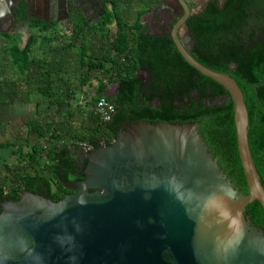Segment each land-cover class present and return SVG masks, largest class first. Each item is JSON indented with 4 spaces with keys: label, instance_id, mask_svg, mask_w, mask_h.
I'll return each instance as SVG.
<instances>
[{
    "label": "water",
    "instance_id": "obj_1",
    "mask_svg": "<svg viewBox=\"0 0 264 264\" xmlns=\"http://www.w3.org/2000/svg\"><path fill=\"white\" fill-rule=\"evenodd\" d=\"M180 2L187 11L172 39L190 66L230 94L249 194L218 164L197 123L125 124L107 146L69 149L84 174L68 186L75 194L53 202L23 190L19 201L0 202V264H264V231L246 215L255 201L264 209V185L244 94L191 55L188 27L186 40L178 34L189 17Z\"/></svg>",
    "mask_w": 264,
    "mask_h": 264
},
{
    "label": "trees",
    "instance_id": "obj_2",
    "mask_svg": "<svg viewBox=\"0 0 264 264\" xmlns=\"http://www.w3.org/2000/svg\"><path fill=\"white\" fill-rule=\"evenodd\" d=\"M103 1L98 23L78 11L68 21L55 24L31 18L24 3L17 5L16 23H26L43 33H58L68 41V50L79 48L84 56L80 58L81 86L90 82L93 73L102 78L97 80L79 128L57 127L37 112L25 124V137L18 135L13 142L0 144V148L11 149L23 164L22 172L11 171L9 185L0 184V202L19 201L23 190L61 201L69 193L67 183L84 179L76 172L75 157L69 150L72 147L65 140L74 143L76 139L96 150L111 144L125 124L136 121L197 123L218 164L237 189L249 194L229 92L190 66L172 37L145 33L146 11L137 12L129 23L128 15L120 9L122 0ZM187 27L193 39L191 55L205 67L230 75L242 89L249 112L251 152L264 185V0H227L222 8L209 3L202 13L189 18ZM94 36L110 41V46L97 52ZM0 37L8 38L7 34ZM45 40L51 42L52 38ZM36 41L31 35L23 48L13 45L7 50L16 73L14 81L6 78L1 84L5 90L13 84L23 85L27 93L45 97L49 107L60 106L72 99L63 77L64 64L33 57ZM32 67L39 68L35 75L30 73ZM139 73L147 74V79ZM116 84L117 93L109 94L108 86ZM63 86H68L66 92ZM103 97L115 106L110 122H104L94 108ZM72 115L68 113L67 119ZM246 215L264 231V209L258 201L247 206Z\"/></svg>",
    "mask_w": 264,
    "mask_h": 264
},
{
    "label": "rangeland",
    "instance_id": "obj_3",
    "mask_svg": "<svg viewBox=\"0 0 264 264\" xmlns=\"http://www.w3.org/2000/svg\"><path fill=\"white\" fill-rule=\"evenodd\" d=\"M159 0H122L120 3V6L122 7V10L124 14L128 15L129 23H132L135 19L136 13L140 10H150L152 11L154 9L155 4ZM150 17V14L146 16V18L143 20V22L146 25L145 33L150 35H158L156 30L153 26H151L152 19ZM63 41L58 40V42L52 47L49 51L45 50V53H42L40 58L47 57L52 58L55 60H60L61 63L64 64V80L68 83L69 89L72 92V99H69L67 104H65L62 107L59 108H48V110L43 111V115L45 116L46 122H52L55 123V126H61L65 127L72 126L73 129L79 128L84 123V115L86 114L87 110H89L90 106L88 105L91 98L95 95V85L97 84V80L102 78V75L100 73H93L92 78L90 82L85 85L81 86L80 84V76L82 74V68H81V59L82 53L79 50V48H74L72 50H66L64 49ZM50 43V42H48ZM3 44V45H2ZM1 44L0 48V57L3 56V59L7 60L8 58V43L4 42ZM93 45L95 46L97 52L102 50L105 47L110 46V41H107L105 39H102L100 36H94L93 37ZM192 42H189V46L191 47ZM43 50V48H42ZM48 51V53H47ZM43 52V51H42ZM47 53V54H46ZM3 60L2 68H7V62ZM2 62V59H1ZM16 72V70H15ZM140 77H144V74L140 73ZM55 89L58 90V85H55ZM108 93L114 95L115 94V85H109L108 86ZM32 100H45V97L42 95H39L37 92L31 93ZM68 113H72V117L67 119ZM30 117L23 118L20 121L16 123V126H10L8 128H2L1 134H0V144L6 143V142H13L15 138L18 135H21L22 137L26 136V127L25 124L29 120ZM67 121V122H66ZM65 140V139H64ZM33 141H38V139L34 138ZM67 144L71 145L72 148L74 147H81L84 143L82 141L73 139V142H70V140H65ZM45 140H42V143L45 144ZM64 142V141H63ZM11 149L9 151H6L5 154L7 155H1L0 154V184L9 185L12 180L11 171L16 170L18 172H22L23 164L22 162L18 161V157L14 155H8L10 154ZM7 156V157H3ZM6 167L10 170L8 172L6 170ZM52 187L55 189V184L53 183Z\"/></svg>",
    "mask_w": 264,
    "mask_h": 264
},
{
    "label": "flooded vegetation",
    "instance_id": "obj_4",
    "mask_svg": "<svg viewBox=\"0 0 264 264\" xmlns=\"http://www.w3.org/2000/svg\"><path fill=\"white\" fill-rule=\"evenodd\" d=\"M184 1L189 9V17L186 19L184 23H182V25L178 29L179 37L183 41L186 40V35L184 34L183 31L184 28L187 27V21L191 16L202 13L209 3L215 2L219 6V8L223 7L221 6L220 0H184ZM12 2L17 3L15 9L10 8ZM20 3H24V4L33 3L36 6L39 3L41 7L40 16L42 17V19L46 20L47 22H51L55 24L68 21L70 15L78 11L83 12L88 16L90 20H93L94 22L98 23L99 18L105 6V2L103 0H4L2 5L0 6V10H1L0 30L10 27V25H12L15 22L14 12L16 10L17 5H19ZM11 10H13L12 11L13 18H11L8 13V11ZM144 11L146 12L143 19H145L146 16L150 14V17L152 19L151 26L154 27L158 35L172 37L171 36L172 30L185 17L187 10L184 7V5H182L180 0H159L155 4L154 9L152 11L151 10L150 12L149 10H144ZM142 74H144V77L141 78L147 79V74L145 73ZM74 148L77 149L75 153H77L78 150L81 149L80 147L77 148L74 147ZM73 162L75 164L77 174L84 175L83 172L81 171V161L75 157ZM77 182L80 181L72 180V182L66 184L65 188L69 191V193L65 194L64 197L67 195L75 194L76 191L72 187H68V186H73Z\"/></svg>",
    "mask_w": 264,
    "mask_h": 264
},
{
    "label": "crops",
    "instance_id": "obj_5",
    "mask_svg": "<svg viewBox=\"0 0 264 264\" xmlns=\"http://www.w3.org/2000/svg\"><path fill=\"white\" fill-rule=\"evenodd\" d=\"M40 8L41 7L39 3L37 4V6L34 5L33 3L26 5V9L28 11L27 14L29 15V17L34 18V19L44 20L40 16ZM120 9H122L121 6H120ZM144 10L145 9L140 10V11H144ZM0 34H7L8 38L0 37V46L3 42L4 44L7 42L9 46L8 49L12 47L13 45H17L20 48H23L26 45L27 39L31 35H35L37 37V41L32 49V56L39 60L55 61V59H52V58H47V57L40 58V56L38 55L45 53V50L49 51L52 47H54V45L58 42V40L63 41L62 43H65L64 49L66 48V50H68L67 48L68 41L64 39L63 37H61L58 33H53V32L43 33L37 29L29 28L26 23H15L14 22L12 25H10V27L0 30ZM46 37H51L52 41L48 43L45 40ZM1 59H2V62H1ZM3 60L5 59H3V56H1L0 57V132L2 128L16 126V123L18 121H20L23 118L25 119L27 117L35 116L37 112L44 114L43 111L48 110L49 108L46 98L44 101L43 100H32L31 93H27V91L24 89L27 87H23V85L20 86L19 84H13V85H10V87L7 90L4 89V86L3 84H1V82L6 78H8L9 81H14V76L16 72H15V69L11 66L10 55H8L7 60H5L7 62V68L5 69L2 68ZM56 61H60V60H56ZM38 70H39L38 67H32L30 73L32 75H35ZM62 89L66 92L68 90V86H63ZM69 92H71V90ZM67 102L68 101H65L60 106H53L50 108L62 107L65 104H67ZM9 150L10 149L0 148V154L7 155L5 153L6 151H9ZM9 153L10 154L8 155V157L11 155V152ZM3 157H7V156H3Z\"/></svg>",
    "mask_w": 264,
    "mask_h": 264
},
{
    "label": "built area",
    "instance_id": "obj_6",
    "mask_svg": "<svg viewBox=\"0 0 264 264\" xmlns=\"http://www.w3.org/2000/svg\"><path fill=\"white\" fill-rule=\"evenodd\" d=\"M94 108L104 122H110L116 111L115 106L110 103L105 97L99 99L96 102ZM81 147H83L82 149L86 151L92 150V148L85 143Z\"/></svg>",
    "mask_w": 264,
    "mask_h": 264
}]
</instances>
